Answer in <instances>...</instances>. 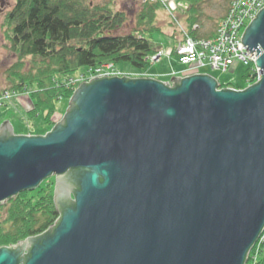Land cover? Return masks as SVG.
Masks as SVG:
<instances>
[{
  "label": "water",
  "instance_id": "obj_1",
  "mask_svg": "<svg viewBox=\"0 0 264 264\" xmlns=\"http://www.w3.org/2000/svg\"><path fill=\"white\" fill-rule=\"evenodd\" d=\"M247 26L262 79L245 90L104 76L45 136L5 121L0 206L54 178L60 218L0 264H247L264 232V8Z\"/></svg>",
  "mask_w": 264,
  "mask_h": 264
},
{
  "label": "trees",
  "instance_id": "obj_2",
  "mask_svg": "<svg viewBox=\"0 0 264 264\" xmlns=\"http://www.w3.org/2000/svg\"><path fill=\"white\" fill-rule=\"evenodd\" d=\"M178 1L188 7L179 9L180 13H187L189 36L199 39L193 26L200 16L199 7L206 0ZM112 6L111 2L92 6L88 0H16L4 23L9 48L18 62L10 68V87L0 90V97L6 92L29 94L32 108L28 114L41 117L46 127L56 114V102L72 97L74 91L66 86V81L78 70L128 64L146 72L151 67L150 58L159 50L154 41V33L159 32L154 19L161 6L143 5L134 29L120 36L115 33L126 26L127 16ZM174 47L172 55L176 59ZM26 67L27 71L22 72ZM250 72L244 79L253 84ZM54 181L46 180L35 191L23 192L0 206V249L40 236L54 226L60 218L53 199ZM260 250L255 264H264V242ZM253 254L254 250L247 264H251Z\"/></svg>",
  "mask_w": 264,
  "mask_h": 264
},
{
  "label": "rangeland",
  "instance_id": "obj_3",
  "mask_svg": "<svg viewBox=\"0 0 264 264\" xmlns=\"http://www.w3.org/2000/svg\"><path fill=\"white\" fill-rule=\"evenodd\" d=\"M95 5H106L112 3V7L118 11L123 12L127 16V24L122 29L117 31L115 35H127L129 34L137 24V17L143 11V5L148 3H156L161 6V11L158 13L154 23L156 25L157 33H154V41L158 46V53H166L173 49V44L180 43V41L189 35V24L187 23V13H180L181 7L186 10L188 7L182 4L181 1L176 0L177 10L172 14L169 10L162 4L159 0H88ZM231 0H206L200 5V16L198 17L199 30L197 35L200 38L210 37L216 32V26L220 20L225 16L228 6ZM16 5V0H0V90L8 89L10 87V82L8 80L9 70L18 62L16 54L11 52L9 41L6 38L5 32L7 28L5 27L4 21L6 20V15L9 13ZM188 10V9H187ZM196 24V25H197ZM211 38V37H210ZM177 44V45H178ZM175 45V44H174ZM175 45L174 49H176ZM158 64H153L151 67L145 71H138L128 64L118 65L116 68L119 70L123 76L130 79L139 78H150L156 81L162 82L163 80H171L172 77L176 78V75L172 73L173 71L181 72L183 67L177 63L175 57L163 55ZM28 67L24 68L26 72ZM190 68L186 67V70ZM251 67H247L240 62H235L226 73H222L217 70H212L209 67L202 68L197 71L188 70L186 73L191 75H203L207 74L214 78L218 85L222 89L227 87L242 88L245 90L252 83L248 84L245 81V76L248 71H251ZM91 70L82 68L78 70L73 77L66 81V86L71 88L74 92L79 88V86L85 82L88 83L89 79L93 78L91 75ZM251 73V72H250ZM182 75V74H181ZM184 76V75H183ZM179 76L177 78H182ZM176 78V79H177ZM232 89V88H229ZM240 91L238 89H235ZM241 90V91H242ZM74 94V93H73ZM29 94L21 95L16 92H6L0 97V127L5 122L8 121L13 124L15 129V135L24 136H45L47 133L51 132L53 128L59 123L67 109L69 108V100L63 99L56 102V114L52 117L51 122L46 127H43V119L41 117L33 118L28 114L31 110V103L29 100ZM55 182V181H54ZM261 245H258L254 250L253 258L251 264H255L256 259L259 257Z\"/></svg>",
  "mask_w": 264,
  "mask_h": 264
},
{
  "label": "built area",
  "instance_id": "obj_4",
  "mask_svg": "<svg viewBox=\"0 0 264 264\" xmlns=\"http://www.w3.org/2000/svg\"><path fill=\"white\" fill-rule=\"evenodd\" d=\"M159 1L172 14L177 10L176 0ZM263 8L264 0H231L225 16L216 26L213 37L193 39L191 36L185 35L180 41L175 49L178 64L190 68L188 69L190 71L209 67L212 70L226 73L235 62H240L252 68L251 79L254 81L252 85L256 84L262 79V73L255 66L258 59L257 52H250L241 40L247 25L255 19L256 14ZM193 30L198 31L199 26H193ZM163 55L172 57V50L168 49L166 53L159 52L152 56L150 58L151 65L159 63ZM90 72L94 76L91 80L104 76L123 78L122 73L113 64L100 66ZM263 242L264 232L253 250Z\"/></svg>",
  "mask_w": 264,
  "mask_h": 264
},
{
  "label": "crops",
  "instance_id": "obj_5",
  "mask_svg": "<svg viewBox=\"0 0 264 264\" xmlns=\"http://www.w3.org/2000/svg\"><path fill=\"white\" fill-rule=\"evenodd\" d=\"M214 36V34H212L210 37H213ZM210 37H208V38H210ZM172 58V57H171ZM176 60V59H175ZM177 61V60H176ZM178 63V62H177ZM158 64V63H157ZM181 66V65H180ZM183 67V66H182ZM184 69H183V71H181V72H175V71H173L172 73H174L175 75H176V78L177 77H179V76H183L182 78H186V77H189V76H193V75H191V74H189V73H186L188 70H186V72H185V69H186V67H183ZM182 74V75H181ZM163 83H170V80L168 81V80H163L162 81ZM11 122V121H10ZM12 124V123H11ZM12 126H13V124H12ZM13 129H14V127H13ZM14 132H15V129H14Z\"/></svg>",
  "mask_w": 264,
  "mask_h": 264
}]
</instances>
